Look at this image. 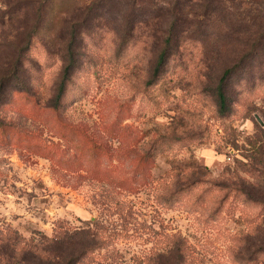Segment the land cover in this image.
<instances>
[{"label":"rangeland","instance_id":"374dc122","mask_svg":"<svg viewBox=\"0 0 264 264\" xmlns=\"http://www.w3.org/2000/svg\"><path fill=\"white\" fill-rule=\"evenodd\" d=\"M205 6L192 1L183 9L187 32H175L167 72L150 85L165 23L155 47L148 44L151 22L136 25L123 48L131 7L122 0H0V79L20 53L30 61L20 81L40 99L17 93L13 83L7 97L0 90V237L42 243L60 230L98 228L109 246L96 251V262L117 250L126 264H144L164 251L165 234L178 233L192 247L191 264H264V255L249 259L264 235V209L221 186L264 183L253 158L264 143V59L243 64L231 79L227 115L219 114L215 95L223 66L251 49L240 27L254 16L263 21L264 0H222L215 14ZM142 15L135 12L133 21ZM85 18L76 35L72 27ZM35 26L25 52L22 42ZM189 34L193 41L183 43ZM74 36V71L55 110ZM203 58L210 69H202ZM91 137L106 148L99 170L121 179L131 178L136 163L129 150L158 140L152 183L129 193L86 170L65 169L71 139L89 149ZM177 183L194 185L167 205L164 196Z\"/></svg>","mask_w":264,"mask_h":264},{"label":"trees","instance_id":"16d2710c","mask_svg":"<svg viewBox=\"0 0 264 264\" xmlns=\"http://www.w3.org/2000/svg\"><path fill=\"white\" fill-rule=\"evenodd\" d=\"M112 1L113 0H104ZM123 2L130 5L129 14L123 17L125 21V37L121 40L122 47L126 48L129 46L135 34L134 28L136 25H143L148 27L151 22H154L155 31L149 36L148 44L155 47L159 43L158 32L163 31L164 27L162 23L167 25L165 39L159 45V55L155 64V68L152 72V78L150 85L154 84L157 80L166 74L167 67L170 63L171 57L174 55L175 48V32L179 29L186 31L188 20L183 13V9L187 7L188 3L192 1L205 2L206 6L204 12L206 14H215L217 10H220L222 0H122ZM42 3V2H40ZM96 5L98 2H94ZM94 4V5H95ZM95 5V6H96ZM97 8V6H96ZM91 9V8H89ZM98 9V8H97ZM91 10H94L92 7ZM137 11H142L143 15L139 20H134L133 15ZM89 18V17H87ZM86 18L83 19L79 24L74 25L71 30L76 29V35L78 28L84 25ZM192 26H190L191 29ZM245 32L249 33L251 41V49L243 57L236 61H232L233 64L229 63L221 69L222 73L219 76L217 86L215 88L216 101L218 105L219 114L222 116L227 115L230 109V101L228 99V88L229 83L233 76L242 69V65L254 60L259 57L264 59V19L262 22H258V16L253 17V21L249 24L244 22L243 27ZM201 29V28H200ZM36 26L29 32L27 39L22 42L23 47L21 50L27 51L30 47L31 35L34 33ZM180 31V30H179ZM244 32V31H243ZM158 41V42H157ZM193 41V34H189L183 39V43ZM194 41H197L194 39ZM204 42V40H202ZM77 44V38L74 36L69 46L65 49L64 62L65 67L62 70L60 82L56 85V97L54 104L50 101V106L55 110L60 106L64 95L67 91V86L70 81L71 75L74 71L75 65V47ZM205 51V49H204ZM205 58V56H204ZM202 59V69H210L207 66V61ZM27 62H30L24 56L17 55L15 60L11 61L8 68L6 69L5 76L0 79V90L2 91V97H7L8 86L15 84V91L17 93H27L29 96L36 98L37 103L40 101L37 95L28 91V86L22 84L21 73L25 69ZM8 82V83H7ZM4 91V92H3ZM0 97V99H2ZM53 102V101H52ZM3 101L0 100V105ZM49 106V107H50ZM5 126L0 121V128ZM83 127L75 126L76 132H82ZM89 140L90 146L87 147L79 144L77 140L71 139L75 144L71 149L73 152L70 156L60 162L65 169L70 170H86L90 174L95 175L100 179H106L113 186L118 187L121 190L129 193H136L145 186L152 183V169L156 157L155 145L158 140L154 141L153 145L147 149H130L129 153L133 156L136 163L133 166V172L131 178H117L114 177L112 172L105 169L99 170L97 163L101 152L105 151L106 148L103 144L97 143L93 137ZM172 141H176L175 138H171ZM254 163L261 165L264 169V143L256 148L254 151ZM60 165V164H59ZM61 166V165H60ZM239 182L232 183L230 185H221L224 189H229L231 193L239 194L245 201L254 203L261 206L264 209V183L254 186L238 184ZM194 184L187 185L185 187L180 186L178 183L176 187H170L167 195L164 196V202L167 205L172 202L178 195L183 193L188 188L193 187ZM163 202V203H164ZM261 218V225L264 226V214ZM261 231H257L259 233ZM102 231L98 228L92 230L90 227L71 232L69 230H60L55 236L50 239H44V242L40 243H25L21 241L18 236L9 234L7 237H0V264H126L123 261L122 255L114 250L110 256H102L98 262L95 260L96 251H101L108 248L109 236H104ZM261 236V235H259ZM163 246L161 250L163 252H157L154 256H150L145 260L144 264H162L161 261L165 258L173 261V264H191L190 258L193 254L191 246L187 239L178 233L165 234ZM260 242L255 244L256 248L251 255L253 259L254 255H264V235L259 239ZM110 253V252H109ZM139 264H142L140 262Z\"/></svg>","mask_w":264,"mask_h":264}]
</instances>
